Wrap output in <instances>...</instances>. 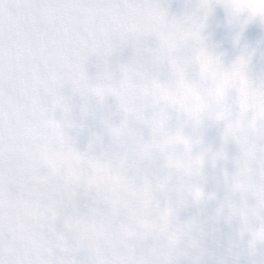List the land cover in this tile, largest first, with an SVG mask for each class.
<instances>
[{"label":"snow or ice","instance_id":"snow-or-ice-1","mask_svg":"<svg viewBox=\"0 0 264 264\" xmlns=\"http://www.w3.org/2000/svg\"><path fill=\"white\" fill-rule=\"evenodd\" d=\"M216 5L224 7L230 24L237 23L227 0H195L187 16L171 19L158 0H0V264H115L106 253L94 254L93 246L107 248L118 239L123 219L136 222L125 194L142 196L162 187L164 133L175 131L172 139L181 138L184 118L164 82L178 76L199 89L200 72L210 66L228 80L251 82V53L242 50L236 63L225 66L205 43L206 21ZM246 23L237 24L242 30ZM149 39L153 46L137 48L118 80L107 71L94 81L86 77L90 57L107 64L114 49ZM177 57L186 63H177ZM57 87H67L86 105L115 102L120 119L112 123V114L105 116L107 144L101 135L80 150L69 134L78 123L68 109L59 105V121L45 115L41 98ZM196 116L203 143L205 125L199 112ZM84 118L82 111L79 120ZM247 131L237 136L225 128L221 134L212 153L218 188L228 183L230 167L254 175L257 160H264V152L243 147ZM260 135L264 143V132ZM229 144L235 146L230 167ZM62 163L70 168L67 175L58 174ZM196 165L200 179L203 163L198 159ZM236 193L239 206L221 202L216 215L193 218L216 225L227 208V220L236 224L229 234L236 256L227 264H242L254 207L248 187L234 175ZM191 195L199 202L200 191ZM258 199L264 209V190ZM168 211L165 207V217ZM53 239L62 248L50 255Z\"/></svg>","mask_w":264,"mask_h":264},{"label":"clouds","instance_id":"clouds-1","mask_svg":"<svg viewBox=\"0 0 264 264\" xmlns=\"http://www.w3.org/2000/svg\"><path fill=\"white\" fill-rule=\"evenodd\" d=\"M227 6L235 14L237 23L247 20L258 23L264 29V0H227ZM172 51L174 53L175 49ZM240 57L241 52L231 63H236ZM176 62L186 63L180 57ZM198 83L199 89L191 81L178 76L164 82L163 87L170 97H174L176 107L184 118L179 141L172 139L177 135L175 131L164 133V142L168 147L161 152V166L166 182L142 196L126 193L125 207L132 210L136 222L133 224L123 219L117 225L118 239L107 248L94 245V254L106 253L115 264H227L236 256L229 239L236 224L227 220V208L216 225H202L199 219L193 218L216 215L221 202L227 205L231 200L239 206V193L233 194L234 175L248 187L254 203L249 212V233L243 255L251 259L258 252H264V224L261 223L264 209L258 199V193L264 190V160H257L254 175H245L230 167L228 183L219 188L213 181L219 166L212 160V153L219 145L225 128H231L237 136L242 134L241 129L247 128L243 147L253 152H264L260 135L264 132V78L242 84L239 79H226L210 66L201 70ZM197 112L205 126L219 128L217 145L198 141ZM205 150L210 151L205 155ZM198 159L203 163L200 179L196 176ZM177 164L180 167H176ZM69 172V166L62 163L58 174L67 175ZM196 191L201 192L199 202L191 195ZM166 194H170L171 198ZM165 207L169 210L167 217L163 215ZM210 208L213 209L211 213ZM224 225L231 226L232 230L222 231ZM213 229L216 231L213 232ZM249 243L251 248H247ZM61 248L62 243L53 239L47 251L55 255Z\"/></svg>","mask_w":264,"mask_h":264}]
</instances>
